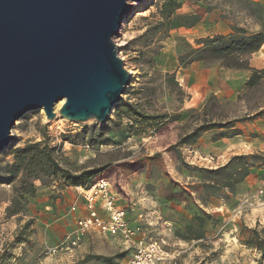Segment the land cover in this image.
I'll return each mask as SVG.
<instances>
[{"label":"rangeland","instance_id":"rangeland-1","mask_svg":"<svg viewBox=\"0 0 264 264\" xmlns=\"http://www.w3.org/2000/svg\"><path fill=\"white\" fill-rule=\"evenodd\" d=\"M158 3L159 0H147L140 10L131 3L132 11L124 17L121 30L113 39L124 68L133 73L120 104L137 103L145 113L179 114L181 119L155 133L139 124H133L132 128V123L122 118L115 125L108 123L105 137L110 141L109 145L94 147L72 146L61 139L62 135L91 127L95 124L93 121L80 124L59 117L47 121L42 110L26 113L17 120L11 130L13 141L2 152L0 161L11 162L8 153L12 149L22 147L28 141H41V132L45 130L49 145L61 146L65 168L74 172L91 168L102 171L87 189L58 190L55 186L43 187L35 183L36 194L29 199L26 216L20 219L4 218L12 187L0 185V264H127L132 250L127 249L119 237L91 233L73 249L65 242L73 236L75 217L86 213L84 195L88 196L85 193L92 186L106 182L115 204L123 206L128 202L130 187L147 182L145 188L148 190L151 182L169 180L166 173L169 157L176 169L172 179L187 184L188 192L182 191L187 197L192 192L198 199L203 198V214H209L210 220L204 219L202 238L191 240L197 241L194 248L188 251L185 246L179 255L181 258L166 250L169 259L165 264H264V260L259 263L257 252L242 245L238 237L243 228L264 226V81L247 90L249 71L201 63L181 69L177 62L179 55L196 48L199 39L227 35L233 27L248 33L259 32L264 26V0H182L176 14L196 15L199 22L191 28H176L154 35L151 28L159 22ZM249 65L264 70V46L250 57ZM155 72L175 73L180 91L161 84L155 79ZM153 79L156 81L152 86L156 90L152 96L151 92L133 93ZM205 106L209 119L242 120L235 123L239 135L224 137L233 141L231 152L234 155L229 157V153L217 149L202 153L185 146L187 149L180 152V156L186 167L179 164L177 154L169 148V155L158 152L151 155V138L158 135L162 140L160 145L165 146L171 135L176 134L178 138L186 135L196 125ZM188 110L195 112L191 114ZM113 112L114 109L108 120L115 121ZM223 132L226 130H212L200 137L204 135L213 141ZM191 151L197 152V156ZM233 156L247 157L249 175L232 191L205 189L201 181V176H205L203 171L216 168L203 166L198 157H212L216 167H221ZM210 195L213 197L209 198ZM73 203L77 206L74 215L70 212ZM127 211L131 213L129 209ZM198 215L203 217L201 211ZM27 220H31V226L23 230ZM191 220L183 222L175 232L176 239L183 241L179 236L185 235ZM178 258L181 259L179 263Z\"/></svg>","mask_w":264,"mask_h":264},{"label":"water","instance_id":"water-1","mask_svg":"<svg viewBox=\"0 0 264 264\" xmlns=\"http://www.w3.org/2000/svg\"><path fill=\"white\" fill-rule=\"evenodd\" d=\"M142 1L0 0V153L29 112L107 122L132 82L113 39Z\"/></svg>","mask_w":264,"mask_h":264},{"label":"trees","instance_id":"trees-1","mask_svg":"<svg viewBox=\"0 0 264 264\" xmlns=\"http://www.w3.org/2000/svg\"><path fill=\"white\" fill-rule=\"evenodd\" d=\"M182 0H159L157 5V15L159 22L151 28L154 35L165 34L176 28H191L199 22L196 15H178ZM150 32V30H149ZM148 33V31L146 32ZM264 45V26L256 33H248L246 30L238 27L231 28L227 35H216L214 37L202 38L196 41V48L182 53L178 57V68L184 69L193 63H201L205 66L218 65L224 69L249 71L250 76L247 79L245 88L247 90L258 87L264 81V70H256L249 65L250 57L258 52ZM155 79L167 87L180 91L175 79V73L155 72ZM156 80H151L144 88L139 87L137 92L155 93L153 84ZM151 85V86H149ZM210 100L214 101V98ZM189 113L195 110H188ZM199 120L190 132L179 136L176 145L169 147L171 151L177 154L179 164L184 166L178 147L192 146L201 134L216 130L223 132L216 139H221L230 135L231 137L240 134L235 128V123L242 122L236 120L215 121L208 118L207 106L201 109ZM115 121L107 120L104 125L93 124L89 128H82L81 131L74 134L62 135L61 139L75 146L84 144L89 147L106 146L110 141L105 137L108 123L114 125L126 118L130 123L147 129L159 131L160 128L181 119V115L174 114H148L140 109L136 104H119L114 108ZM259 116L260 114H255ZM47 132L42 130V140L39 142L28 141L22 147L12 149L8 155L11 156V162L0 161V185L12 187V194L8 205L4 209V218L11 219L26 216L28 202L36 194L35 183L40 186H55L58 190L65 188L81 187L87 189L102 171L99 168L82 169L78 172L71 171L63 166V156L61 146H50L48 143ZM0 153V157H3ZM186 167V165H185ZM250 172V167L246 156H233L229 161L216 169L204 170L201 181L205 189H228L233 190L234 186L242 182ZM213 197V195H210ZM204 204L203 198H199ZM194 215L188 224L185 235L179 236L183 241L199 240L203 236L204 219L210 220L209 214ZM31 226V220H27L23 225V230H28ZM178 237V236H177ZM239 242L245 247L252 249L259 255V263L264 260V226L257 225L255 228H243L239 235Z\"/></svg>","mask_w":264,"mask_h":264},{"label":"crops","instance_id":"crops-1","mask_svg":"<svg viewBox=\"0 0 264 264\" xmlns=\"http://www.w3.org/2000/svg\"><path fill=\"white\" fill-rule=\"evenodd\" d=\"M157 136L151 138V155L155 152L169 155L167 149L176 145L177 135H171L169 144L165 146L160 145L162 140ZM232 143L233 141L228 138L210 141L202 135L197 139V143L190 146V149L195 148L202 153L217 149L221 153H229L228 156L230 157L234 155L231 152ZM185 149H187L185 146L178 147L180 152H185ZM166 173L169 175L168 181L151 182V187L148 190L145 188L147 182H139L137 186L130 187L128 202H125L123 206H117L126 208V221L131 228L139 230L138 238L142 237L148 240L164 239L166 242L165 250L174 252L176 257H180L179 255L184 252L185 246H187L188 251L192 250L197 241H191L190 243L180 241L176 239L174 234L182 227L183 222L190 221L194 215H197L199 211L202 213L204 209L203 204L194 193L190 192V197L182 193V191L188 192L186 183L172 179V175L176 174V169L170 157ZM176 191L181 195L175 196ZM180 258L177 259L178 263L181 260Z\"/></svg>","mask_w":264,"mask_h":264},{"label":"built area","instance_id":"built-area-1","mask_svg":"<svg viewBox=\"0 0 264 264\" xmlns=\"http://www.w3.org/2000/svg\"><path fill=\"white\" fill-rule=\"evenodd\" d=\"M191 152H194L195 157L197 156V152ZM198 158L203 166L216 167V161L212 157ZM88 192H90L88 196L84 195L86 213L75 217V231L72 237L67 238L65 242L67 246L72 249L76 248L86 235L94 233L121 238L127 249L132 250L131 258L127 264H164L169 259L164 239L148 240L137 237L139 230L128 225L126 210L115 204L114 198L108 192L106 182H99L92 186ZM70 212L73 215L76 214V203L72 204Z\"/></svg>","mask_w":264,"mask_h":264},{"label":"bare ground","instance_id":"bare-ground-1","mask_svg":"<svg viewBox=\"0 0 264 264\" xmlns=\"http://www.w3.org/2000/svg\"><path fill=\"white\" fill-rule=\"evenodd\" d=\"M147 0H143L141 3H139L138 5H137V3H133L134 4V6L138 9V10H140L141 9V6L146 2ZM129 74L130 75H132L133 73L131 72V71H129ZM61 102L57 105V107H56V110H58V108L61 106ZM90 192H86V194H89Z\"/></svg>","mask_w":264,"mask_h":264}]
</instances>
